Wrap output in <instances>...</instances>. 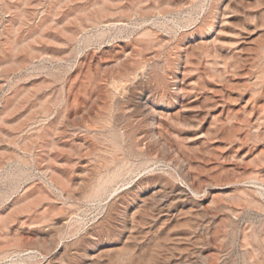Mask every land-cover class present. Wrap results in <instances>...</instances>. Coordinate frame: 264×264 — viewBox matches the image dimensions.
I'll list each match as a JSON object with an SVG mask.
<instances>
[{
  "label": "rangeland",
  "instance_id": "374dc122",
  "mask_svg": "<svg viewBox=\"0 0 264 264\" xmlns=\"http://www.w3.org/2000/svg\"><path fill=\"white\" fill-rule=\"evenodd\" d=\"M0 264H264V0H0Z\"/></svg>",
  "mask_w": 264,
  "mask_h": 264
},
{
  "label": "bare ground",
  "instance_id": "6f19581e",
  "mask_svg": "<svg viewBox=\"0 0 264 264\" xmlns=\"http://www.w3.org/2000/svg\"><path fill=\"white\" fill-rule=\"evenodd\" d=\"M181 91V90H180Z\"/></svg>",
  "mask_w": 264,
  "mask_h": 264
}]
</instances>
